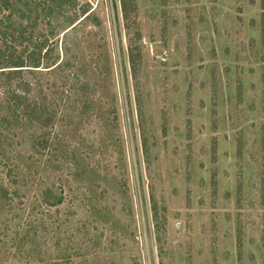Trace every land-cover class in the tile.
I'll return each instance as SVG.
<instances>
[{
	"label": "rangeland",
	"instance_id": "374dc122",
	"mask_svg": "<svg viewBox=\"0 0 264 264\" xmlns=\"http://www.w3.org/2000/svg\"><path fill=\"white\" fill-rule=\"evenodd\" d=\"M53 4L0 10V264H264V0Z\"/></svg>",
	"mask_w": 264,
	"mask_h": 264
},
{
	"label": "trees",
	"instance_id": "16d2710c",
	"mask_svg": "<svg viewBox=\"0 0 264 264\" xmlns=\"http://www.w3.org/2000/svg\"><path fill=\"white\" fill-rule=\"evenodd\" d=\"M20 2L21 4H19ZM60 4H62L61 1L59 2L58 5ZM10 6H12V10H16V9L19 10L22 16L29 15V11L27 10H30L29 8L30 6H34V7L36 6V8L39 7L40 11L41 10L45 11L44 13L45 15H47L48 20H51V17L53 16L56 17L58 14L56 11L53 13L54 7H55L53 4V0H0V10L2 8H9ZM73 22L74 20L70 24H72ZM54 25H57V23H55ZM74 25L75 24H73L71 27H73ZM24 28L25 27H22V30H24ZM40 41L42 40L40 39ZM0 54L2 56V60H4L5 58L6 60L5 62H8L10 64L6 66L23 65L22 63L23 61L20 60V63H19V61L15 59L13 54L8 56L6 51H1V50H0ZM61 61H62V58L59 60V62H56L55 65L60 66L62 64ZM20 69L22 68H8L7 69L8 71L5 72L6 79L10 80L11 78H13L15 76L14 73L20 72ZM0 72H3V70L0 69ZM18 86L21 87V89H14L12 92L13 93L12 99H13V104L15 108H18L19 106H21V108L19 107L18 115L20 113V115H22L23 118L27 119L29 122H37L44 126H47L50 123H52L55 118L54 113H52L51 110L47 111L44 107L42 108L41 104H39L34 97H31L30 92L32 91V86H31L30 81L25 80V79L24 81L21 80ZM14 115H15L14 117L17 119L18 115L15 112H14ZM1 119H4V121L8 122L9 116L4 115V117H1L0 115V121ZM47 134L48 132L44 131L38 135V141H36V143L39 146H43L44 145L43 142L45 141L46 143L48 141ZM40 136L42 138L39 141ZM58 200H60V197L56 201Z\"/></svg>",
	"mask_w": 264,
	"mask_h": 264
}]
</instances>
